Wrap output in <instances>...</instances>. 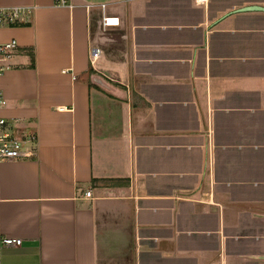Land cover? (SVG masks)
Wrapping results in <instances>:
<instances>
[{
    "label": "crops",
    "instance_id": "0c3cea01",
    "mask_svg": "<svg viewBox=\"0 0 264 264\" xmlns=\"http://www.w3.org/2000/svg\"><path fill=\"white\" fill-rule=\"evenodd\" d=\"M249 4L264 0H0L32 8L0 25L21 49L0 117L38 139L0 161V236L21 238L0 264H264V11Z\"/></svg>",
    "mask_w": 264,
    "mask_h": 264
},
{
    "label": "built area",
    "instance_id": "2783aa9c",
    "mask_svg": "<svg viewBox=\"0 0 264 264\" xmlns=\"http://www.w3.org/2000/svg\"><path fill=\"white\" fill-rule=\"evenodd\" d=\"M64 0H56L57 3H63ZM203 2L205 0H196ZM32 8L24 5L0 6V25L1 24H19L28 21ZM117 23L115 17H103L102 24L109 25ZM21 51L17 41L14 38L0 42V70L8 66V59L19 54ZM99 55V48L96 45H90L88 48L89 63L93 64ZM5 100L0 97V104ZM28 127H18L10 123L4 117H0V161L31 159L37 154L38 139L35 131L27 129ZM83 197L92 198L91 190H85ZM21 238L17 236H0V245L11 246L19 245Z\"/></svg>",
    "mask_w": 264,
    "mask_h": 264
},
{
    "label": "water",
    "instance_id": "95a60500",
    "mask_svg": "<svg viewBox=\"0 0 264 264\" xmlns=\"http://www.w3.org/2000/svg\"><path fill=\"white\" fill-rule=\"evenodd\" d=\"M237 10H261L264 11L263 5L258 4H249V5H243L236 8Z\"/></svg>",
    "mask_w": 264,
    "mask_h": 264
}]
</instances>
